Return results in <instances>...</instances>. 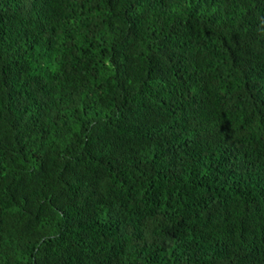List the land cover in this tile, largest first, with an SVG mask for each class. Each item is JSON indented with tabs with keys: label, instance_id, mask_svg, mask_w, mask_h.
<instances>
[{
	"label": "trees",
	"instance_id": "trees-1",
	"mask_svg": "<svg viewBox=\"0 0 264 264\" xmlns=\"http://www.w3.org/2000/svg\"><path fill=\"white\" fill-rule=\"evenodd\" d=\"M0 264H264V0H0Z\"/></svg>",
	"mask_w": 264,
	"mask_h": 264
}]
</instances>
